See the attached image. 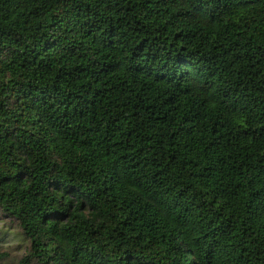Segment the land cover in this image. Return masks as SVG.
I'll return each mask as SVG.
<instances>
[{"label": "trees", "instance_id": "trees-1", "mask_svg": "<svg viewBox=\"0 0 264 264\" xmlns=\"http://www.w3.org/2000/svg\"><path fill=\"white\" fill-rule=\"evenodd\" d=\"M0 210L17 264H264V0H0Z\"/></svg>", "mask_w": 264, "mask_h": 264}, {"label": "rangeland", "instance_id": "rangeland-1", "mask_svg": "<svg viewBox=\"0 0 264 264\" xmlns=\"http://www.w3.org/2000/svg\"><path fill=\"white\" fill-rule=\"evenodd\" d=\"M29 247L30 242L18 221L0 210V264H17L28 253Z\"/></svg>", "mask_w": 264, "mask_h": 264}]
</instances>
